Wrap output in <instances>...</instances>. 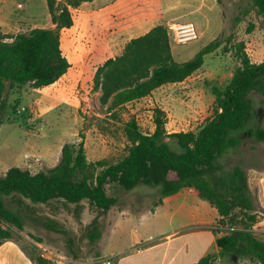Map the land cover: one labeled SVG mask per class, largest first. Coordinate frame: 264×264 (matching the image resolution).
<instances>
[{
    "label": "rangeland",
    "instance_id": "rangeland-1",
    "mask_svg": "<svg viewBox=\"0 0 264 264\" xmlns=\"http://www.w3.org/2000/svg\"><path fill=\"white\" fill-rule=\"evenodd\" d=\"M143 8L141 26H165L179 63L189 61L214 40L224 43L182 84L165 86L147 98L111 110L102 102L101 91L95 90L94 77L98 67L117 56L126 37L112 36L109 10L90 18L84 14L92 12L90 4L72 9L74 28L65 31L61 40L71 63L68 73L54 86L33 89L26 85L12 92L13 107L0 115V175L12 167L33 174L51 169L68 143L83 142L89 163L114 164L127 155L131 145L127 123L135 119L144 133H153L156 108L165 111L169 134L198 132L220 112L212 88H225L241 65L236 45L244 44L253 63L264 61V17L257 13L253 0H144ZM186 23L195 25L198 38L178 45L171 27ZM0 27L10 36L52 28L47 0H0ZM250 99L251 116L240 133L242 143L221 156L208 177L223 184L236 166L245 171L257 216L252 232L264 241V143L252 137L256 126H264V78ZM106 190L116 204L104 221L97 245L85 237L96 215L87 201L82 202L77 217L75 204L26 200L33 210L26 213L22 230L0 219V226L9 232L0 246V264H34L31 258L36 256L54 264H106L108 259L112 264H196L207 255L215 257V264H232V258L237 264H259L218 248L216 240L234 229L191 190L164 198L158 206L157 188L137 185L126 191L110 183ZM122 211L128 214L119 215ZM54 224L68 235L48 229Z\"/></svg>",
    "mask_w": 264,
    "mask_h": 264
},
{
    "label": "trees",
    "instance_id": "trees-1",
    "mask_svg": "<svg viewBox=\"0 0 264 264\" xmlns=\"http://www.w3.org/2000/svg\"><path fill=\"white\" fill-rule=\"evenodd\" d=\"M93 0H47L53 28H35L29 33L10 36L0 27V115L13 106L12 92L29 85L43 89L57 83L71 68L61 47V31L74 26L72 9L77 10ZM257 13L264 17V0H253ZM224 41L217 39L203 47L189 61L179 63L172 52L168 30L156 25L146 34L131 39L123 53L98 67L94 88L101 91V100L109 109L123 107L151 96L167 85L182 83L199 71L205 58L218 50ZM241 65L225 87L212 88L218 115L198 132L169 134L165 111L154 110L155 130L144 133L131 119L125 128L131 143L127 155L107 165L104 161L89 163L84 143L65 144L59 163L35 174L20 167L0 175V219L22 230L32 207L26 203L48 204L63 200L75 204L80 217L83 201L96 215L86 227L85 237L97 245L103 236L104 221L116 204L107 193V185L117 183L129 191L137 185L157 188L164 198L184 190L215 208L222 221L234 230L216 240L218 248L231 256L252 258L264 264V241L252 232L257 221L255 205L245 171L236 166L223 184L212 181L216 161L242 143L241 131L251 116L250 93L264 78V61L253 63L243 43L236 45ZM252 137L264 143V126H256ZM51 231L68 235L59 226ZM9 232L0 226V246ZM34 264H54L42 256L31 258ZM196 264H215V257L204 256ZM232 264H237L232 258Z\"/></svg>",
    "mask_w": 264,
    "mask_h": 264
},
{
    "label": "crops",
    "instance_id": "crops-1",
    "mask_svg": "<svg viewBox=\"0 0 264 264\" xmlns=\"http://www.w3.org/2000/svg\"><path fill=\"white\" fill-rule=\"evenodd\" d=\"M98 1H100V0H93L91 2L83 3V4H90L91 8H92L91 13L84 12V14H86L88 17L91 18V14L93 15V17H97V15L99 16L101 14V12L109 10V12L111 14L110 23H111V26L113 27L112 36L116 37V39H117V37L121 38V39L123 37H126V39L123 42V45L121 47H119L120 49H119V52L117 53V56H119L123 53V50H124L126 44L131 39L137 38L139 36L146 34L153 27L156 26L155 24L153 26H150V25L141 26L144 23V18H145V16L143 14H141V13H143L142 11L144 10V8H143V1L144 0H103V2L100 1L101 3L96 5V3ZM81 14H83V13H81ZM74 23H75V21H74ZM53 27H54V25H53ZM73 28H74V26L70 29H63L61 31V40H62V37H63L62 35L64 34V32L65 31L70 32L71 30H73ZM108 49H109V52L113 51L112 47L111 48L108 47ZM113 58H115V57H113ZM182 83H178V84H182ZM55 84H53L51 86H54ZM174 85H177V84H174ZM164 87H162V88H164ZM46 88H48V87H46ZM186 191L187 190H184L183 192H186ZM194 194H196V193H194ZM162 204H160V205H162ZM124 213L128 214V213L122 211L119 213V215H122L124 217ZM204 225H207V220H205ZM201 232H202V230H201ZM100 245H101V248H103V246H104L103 240L101 241Z\"/></svg>",
    "mask_w": 264,
    "mask_h": 264
},
{
    "label": "built area",
    "instance_id": "built-area-1",
    "mask_svg": "<svg viewBox=\"0 0 264 264\" xmlns=\"http://www.w3.org/2000/svg\"><path fill=\"white\" fill-rule=\"evenodd\" d=\"M171 28L174 34V40L178 45H183L188 41L196 40L198 38V33L193 23L175 25ZM105 263L112 264V259H108ZM88 264H98V261L89 262Z\"/></svg>",
    "mask_w": 264,
    "mask_h": 264
}]
</instances>
